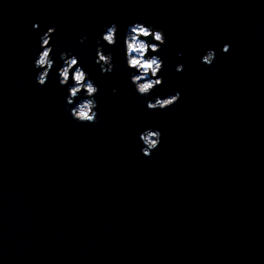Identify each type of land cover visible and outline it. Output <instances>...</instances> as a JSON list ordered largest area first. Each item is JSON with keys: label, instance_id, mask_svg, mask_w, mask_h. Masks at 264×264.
Instances as JSON below:
<instances>
[{"label": "water", "instance_id": "obj_1", "mask_svg": "<svg viewBox=\"0 0 264 264\" xmlns=\"http://www.w3.org/2000/svg\"><path fill=\"white\" fill-rule=\"evenodd\" d=\"M137 21L166 37L149 96L124 54ZM49 27L55 63L41 86ZM61 52L98 85V123L66 110ZM177 91L172 107L147 108ZM148 127L163 138L145 157ZM0 264H264V0H0Z\"/></svg>", "mask_w": 264, "mask_h": 264}, {"label": "clouds", "instance_id": "obj_2", "mask_svg": "<svg viewBox=\"0 0 264 264\" xmlns=\"http://www.w3.org/2000/svg\"><path fill=\"white\" fill-rule=\"evenodd\" d=\"M33 27L38 28V24ZM55 32L54 27H49L40 36V48L42 49L34 60V67L42 69L35 77L41 86L47 83L51 69L54 67L52 57L53 45L50 44L51 35ZM118 25L113 22L106 26V31L101 33V39L108 45L114 46L117 42ZM84 37H81L83 41ZM154 41V42H153ZM166 43V37L162 28H156L142 22H133L123 39L124 54L127 67L132 70L130 81L140 96H149L157 86L162 85L163 77L159 75L163 71L164 61L158 53L161 46ZM99 45V41H98ZM229 44H224L222 51L227 53ZM62 66L57 70L59 84L67 86L65 108L70 112L71 118L79 124H96L99 120L98 101L95 99L99 93L98 85L89 77V74L78 63V57L74 54L61 52ZM215 49H208L202 56L201 62L211 66L215 60ZM112 53H105L103 45L96 49V63L100 66L102 73H110L113 68ZM183 65H177V71H181ZM74 69V70H73ZM115 91V89L113 90ZM180 92L170 96H156L154 100L147 101L149 110H163L172 107L179 101ZM78 101V102H77ZM75 106L70 107V105ZM162 132L157 128H145L139 133V140L143 147L141 152L145 157H150L162 142Z\"/></svg>", "mask_w": 264, "mask_h": 264}]
</instances>
